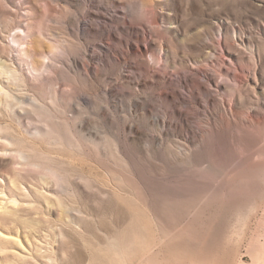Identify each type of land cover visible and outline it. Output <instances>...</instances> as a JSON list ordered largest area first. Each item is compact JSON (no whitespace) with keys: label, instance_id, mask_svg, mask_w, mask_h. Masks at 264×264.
<instances>
[{"label":"rangeland","instance_id":"rangeland-1","mask_svg":"<svg viewBox=\"0 0 264 264\" xmlns=\"http://www.w3.org/2000/svg\"><path fill=\"white\" fill-rule=\"evenodd\" d=\"M263 236L264 0H0V264H254Z\"/></svg>","mask_w":264,"mask_h":264},{"label":"bare ground","instance_id":"bare-ground-1","mask_svg":"<svg viewBox=\"0 0 264 264\" xmlns=\"http://www.w3.org/2000/svg\"><path fill=\"white\" fill-rule=\"evenodd\" d=\"M91 24V23H90ZM82 25H85V23L83 22ZM20 27H23V26H20ZM22 30V28H21ZM209 59V58H208ZM36 67V66H35ZM264 237V236H263ZM264 247V246H263ZM263 256L261 258H259L258 262L257 263H254V264H264V253L262 254Z\"/></svg>","mask_w":264,"mask_h":264}]
</instances>
